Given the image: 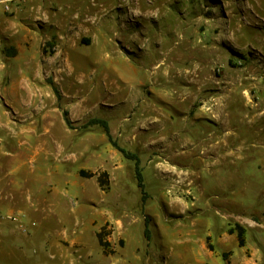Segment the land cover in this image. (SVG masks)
Masks as SVG:
<instances>
[{
	"label": "rangeland",
	"instance_id": "obj_1",
	"mask_svg": "<svg viewBox=\"0 0 264 264\" xmlns=\"http://www.w3.org/2000/svg\"><path fill=\"white\" fill-rule=\"evenodd\" d=\"M76 3L93 16L62 19ZM49 12L33 70L17 68L11 37L0 44V177L20 160L29 177L1 208H46L34 221L81 235L91 264H264V0H59ZM92 118L139 156L145 204L135 160L83 127ZM16 245L25 264L34 241Z\"/></svg>",
	"mask_w": 264,
	"mask_h": 264
},
{
	"label": "crops",
	"instance_id": "obj_2",
	"mask_svg": "<svg viewBox=\"0 0 264 264\" xmlns=\"http://www.w3.org/2000/svg\"><path fill=\"white\" fill-rule=\"evenodd\" d=\"M77 3L72 9L73 12L61 14L63 15L62 17L60 13H58L60 16L57 18H71V15L74 14H85L88 17L93 16L90 6L82 8L80 5H78L79 3ZM57 4H59V0H20L13 4V9L8 14L4 11L3 5L0 4V44H2L4 47L8 44V37L13 39L12 45H14L17 52L14 56L15 64L21 71H30L36 67L35 62L32 59L33 51L31 48L38 36V30L36 26L37 19L38 17H44L43 15L49 14L51 5ZM82 29L89 31V34H94V32L98 33L101 30L100 25L97 27V24L95 25L91 23H83ZM97 51L99 52L100 49L96 50L95 54ZM94 56L95 55L93 54L89 59L88 64V67L92 69L98 67L99 65V60L95 59ZM108 61L111 64L113 60L109 59ZM0 67V69L4 68L3 65ZM130 67L132 68L131 64ZM131 68L130 70L132 72L130 77L133 76V73H136ZM1 81L2 78L0 75V84H2ZM127 81L132 87H136L139 82L133 81V79L130 78H127ZM26 82L29 84L28 80ZM28 143L30 144V142ZM213 164L215 165V163ZM216 164L222 165V160L216 162ZM25 165L26 162L22 160L19 162H14L11 164V167L6 170V173L0 177V186H2V188L7 189L8 186H11L10 191H7L6 193H4V189L2 190L0 188V200L4 197L14 199L19 191L17 187L21 186L23 182L26 184L29 177L23 174ZM219 173L220 171L218 174ZM22 198L24 199V197ZM28 199H31V192L28 194ZM15 206H17V203L14 201L13 205L8 203L6 208H1L4 207V205H2L0 202V211L16 212L21 214L23 222L25 221L24 218H26V223L24 222V224L27 225L28 229L26 232L22 231L18 223L13 221L3 220L0 222V261H6L8 264L14 261V264H19L21 262L22 254L18 253L16 244L18 240H22V237L25 236L30 240V242L34 241L35 245L33 254L24 256L26 261L25 264H29L27 262H30V264H79L81 262L88 264L92 263V255L89 253V249L87 251V243L85 242V239L81 237V235H77L72 238L69 236L68 231H57L56 229L48 228L44 222L43 224L42 222H37L36 220L34 221L35 217H38L34 214V212L39 211L42 208H26L24 211L22 209L15 208ZM45 209L46 208H43L41 211L48 213ZM51 209V213L61 215L60 213L55 212V208ZM46 215L48 216L49 214ZM47 216L45 218H47ZM114 222L123 224V220L118 218ZM39 225H41V229H36ZM19 231H22L23 235L20 234ZM78 251H80V253L76 255Z\"/></svg>",
	"mask_w": 264,
	"mask_h": 264
},
{
	"label": "trees",
	"instance_id": "obj_3",
	"mask_svg": "<svg viewBox=\"0 0 264 264\" xmlns=\"http://www.w3.org/2000/svg\"><path fill=\"white\" fill-rule=\"evenodd\" d=\"M54 90L58 94V97L61 99V95L59 94L58 89L55 87ZM65 120H66V123L69 126L72 125V121L69 118L67 111L65 112ZM92 125H100L101 127H103V129H104L106 135L108 136V139L112 143V145L114 147H116L119 151H121L127 158L135 160L136 178H137V181H138V186H139V188H140V190L142 192L143 204H145L146 200L148 198V193L146 191V184H145V179H144L143 171H142V168H141V161H140L139 156L137 154H135V153H132V152L128 151L127 149H125L124 147H122V146H120L118 144V142L114 139V137L112 135L111 127L109 125L108 120L103 119V118H92L83 127H88V126H92ZM81 173H82L83 176H86V177H92L93 176L92 173L86 174V172H84V171H82ZM100 183L103 185V180H100ZM149 225H150V219H149V217H146L145 218V235H146V237L148 239L150 237V226ZM238 234H239L240 242L243 245L244 244L243 233L238 232ZM97 235H98L100 244L103 247H106L107 244H106V242L104 240V235H105L104 229L99 231Z\"/></svg>",
	"mask_w": 264,
	"mask_h": 264
},
{
	"label": "built area",
	"instance_id": "obj_4",
	"mask_svg": "<svg viewBox=\"0 0 264 264\" xmlns=\"http://www.w3.org/2000/svg\"><path fill=\"white\" fill-rule=\"evenodd\" d=\"M19 0H0V4L3 5V8L6 12H11L13 9V4ZM3 220H9L18 223L22 231L26 232L28 227L24 224L22 220V215L16 212H4L0 213V222ZM35 224V223H33Z\"/></svg>",
	"mask_w": 264,
	"mask_h": 264
},
{
	"label": "bare ground",
	"instance_id": "obj_5",
	"mask_svg": "<svg viewBox=\"0 0 264 264\" xmlns=\"http://www.w3.org/2000/svg\"><path fill=\"white\" fill-rule=\"evenodd\" d=\"M165 62V61H164ZM167 65V64H166Z\"/></svg>",
	"mask_w": 264,
	"mask_h": 264
}]
</instances>
